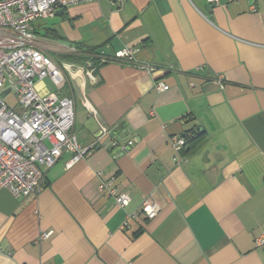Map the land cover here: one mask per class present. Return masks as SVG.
I'll list each match as a JSON object with an SVG mask.
<instances>
[{
	"label": "crops",
	"instance_id": "1",
	"mask_svg": "<svg viewBox=\"0 0 264 264\" xmlns=\"http://www.w3.org/2000/svg\"><path fill=\"white\" fill-rule=\"evenodd\" d=\"M31 25L36 48L72 64L36 91L73 97L78 142L94 148L70 168L64 153L36 197L0 190V264H264V0H96ZM82 48L108 59L97 82L71 59ZM123 121L131 150L117 154L100 123ZM192 130L176 154L171 136ZM112 177L125 207L99 189Z\"/></svg>",
	"mask_w": 264,
	"mask_h": 264
},
{
	"label": "built area",
	"instance_id": "2",
	"mask_svg": "<svg viewBox=\"0 0 264 264\" xmlns=\"http://www.w3.org/2000/svg\"><path fill=\"white\" fill-rule=\"evenodd\" d=\"M89 1L96 0H0V190L7 189L25 198L36 197L45 185L46 170L64 153L70 154L66 161L70 168L94 148L93 145L83 147L78 142L73 97L60 96L56 92L41 96L36 91L37 81L57 77L70 70L72 64L36 48L31 25L35 20L55 16L60 8ZM208 1L218 3V0ZM117 56L133 61L134 49L126 47ZM94 57L96 62L89 60L86 66L91 79L97 82L94 71L108 59L103 53ZM138 67L149 74L156 69L149 63H139ZM155 88L163 91L169 86L156 80ZM7 89L9 92L2 96ZM9 95L14 96L19 106L17 110L7 102ZM93 111L97 117V112ZM105 138L106 147L120 149L117 154L131 150V141L123 142L120 134H114L100 123L98 141ZM185 144L184 134L170 138V146L176 154ZM174 159L179 160L178 155ZM99 189L106 191L120 206L125 207L130 202L128 194L118 192L115 177L101 181ZM159 210L156 202L143 201L142 212L146 217L153 218ZM47 235L45 232L42 237ZM255 244L264 248V232L255 237Z\"/></svg>",
	"mask_w": 264,
	"mask_h": 264
},
{
	"label": "trees",
	"instance_id": "3",
	"mask_svg": "<svg viewBox=\"0 0 264 264\" xmlns=\"http://www.w3.org/2000/svg\"><path fill=\"white\" fill-rule=\"evenodd\" d=\"M97 53L99 52L93 51L92 49L82 48L81 51H79V53H77L76 56H73L71 59L77 61L85 60L86 62L92 60L96 62L97 59L94 56H96ZM184 135L186 136V144H185V148H186L188 145H191L194 142L198 141L202 137L203 132L198 130H192L191 132L185 133Z\"/></svg>",
	"mask_w": 264,
	"mask_h": 264
},
{
	"label": "rangeland",
	"instance_id": "4",
	"mask_svg": "<svg viewBox=\"0 0 264 264\" xmlns=\"http://www.w3.org/2000/svg\"><path fill=\"white\" fill-rule=\"evenodd\" d=\"M36 89L39 90L42 95H45L46 93L52 91L53 88H52V84L48 80L45 79L36 85ZM6 99L12 108L16 110L18 109L19 106L13 95L7 96Z\"/></svg>",
	"mask_w": 264,
	"mask_h": 264
},
{
	"label": "water",
	"instance_id": "5",
	"mask_svg": "<svg viewBox=\"0 0 264 264\" xmlns=\"http://www.w3.org/2000/svg\"><path fill=\"white\" fill-rule=\"evenodd\" d=\"M10 89H7L5 90L3 93H2V96H5L8 92H9ZM127 126V123L125 121L119 123L114 129H113V133L114 134H117L119 135L121 133V131L123 130L124 127Z\"/></svg>",
	"mask_w": 264,
	"mask_h": 264
}]
</instances>
